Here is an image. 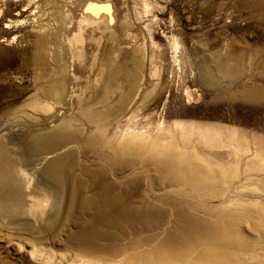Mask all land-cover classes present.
Instances as JSON below:
<instances>
[{"label": "rangeland", "instance_id": "rangeland-1", "mask_svg": "<svg viewBox=\"0 0 264 264\" xmlns=\"http://www.w3.org/2000/svg\"><path fill=\"white\" fill-rule=\"evenodd\" d=\"M144 1L127 0L122 6L116 0H0V264H78L73 257L78 252L76 246L66 238L69 232L82 228L112 237L122 233L121 229L129 234L132 222L127 218L134 217V210L154 207L169 214L172 204L197 208L205 205L206 211L215 204L223 208L249 204L252 212L263 209L262 167L250 172L244 171V165L229 184L222 182L228 186L223 198L202 203L178 182L162 181L149 156L148 160L147 156L134 158L137 161L115 156L109 137L114 136L115 142L133 123L153 128L162 121L171 123L178 116L237 124L250 137L264 133V112L254 113L236 100H217L220 95H230L241 83H260L255 77L257 66L246 63L247 74L236 84L221 81L220 95L201 80L205 61L212 67L215 61L238 49L250 52L264 44V0H147L153 5L152 12L141 16ZM69 18L75 28L66 25ZM86 33L97 34L93 43L87 42ZM119 33L126 39L118 42L123 54H131L138 46L144 53L141 81L137 84L140 94L136 92L125 113L112 121L106 135L98 138L100 142H85L92 126L69 101L43 96L41 99L50 107L36 110L27 105L47 80L39 68L25 62L26 50L42 42L52 41L51 47L62 42V48L71 46L75 59L79 49L85 47V60L76 61L93 65L102 46L113 42ZM172 37L179 41L175 53L169 45ZM50 63L49 69L54 66ZM49 71L53 73V69ZM92 72L93 68L90 73L96 85ZM186 89L193 91L195 99L187 96ZM6 99L14 101L13 108L5 103ZM69 113L76 115L71 130L65 132L57 124L63 114ZM151 131L154 135L155 128ZM250 153L249 157L255 155L254 146ZM226 154L223 149L219 159H227ZM223 185L220 182L221 188ZM132 234L137 235L130 233L128 238H133Z\"/></svg>", "mask_w": 264, "mask_h": 264}, {"label": "bare ground", "instance_id": "bare-ground-1", "mask_svg": "<svg viewBox=\"0 0 264 264\" xmlns=\"http://www.w3.org/2000/svg\"><path fill=\"white\" fill-rule=\"evenodd\" d=\"M116 1L123 6L127 0ZM146 1L142 4L141 16L143 13L146 15L152 12V3ZM72 20L69 18L65 22L69 28H75V23L73 26L71 25ZM117 28L121 29V25H118ZM86 34H88L87 42L93 43L94 38L96 39L94 36L97 34ZM62 35L64 36V34ZM120 35L119 33V36H116V39L109 45L102 46L97 61L93 65H89V62L82 64L79 60L76 61V59L85 60L86 58L85 47L82 46H80L82 47L79 49L80 51L76 53L78 56L75 59L72 57L71 46L67 44L68 46L65 45L62 48V42L57 43L54 47L50 46L52 41L49 43L42 42L35 45L33 49L26 50L27 53H24L25 62L39 68L41 76L47 80L46 83L39 85L37 90L39 95L33 99L30 98L31 100L27 105L36 110L50 107V103L41 99L43 96L63 99L65 102L69 101V104L72 103L76 111L83 114L92 126V132L85 141L87 144L92 145L98 138L106 135L112 121H115L120 115L122 116L128 103L131 105L130 101H134V97H137L134 95L136 92L139 93L137 84L141 81L139 71L143 65L144 53L136 45L137 48L131 54H123L120 51L119 43L123 40L125 42L126 39L125 36ZM114 42L117 45H113ZM63 44H65L64 40ZM169 45L171 51L175 53L179 41L172 37ZM263 45L257 46L250 52L238 49L215 61L212 67H208L205 64L206 61L202 64L204 66L201 70V80L204 86L215 90L219 95L222 92L221 81L227 80L233 85L247 74L246 63L259 68L255 77L260 80V83L252 85L241 83L239 88L230 95L224 97L220 95L217 99L219 102L236 100L254 113L257 111L264 112V83H261L264 80ZM50 62H53L54 66L49 69ZM178 63L180 62L178 61ZM92 68L93 76L98 82L96 85L90 73ZM52 69L53 73L49 71ZM194 92L196 93V91ZM186 94L190 99L194 98L191 89H186ZM70 97L72 100H69ZM64 101L62 104L65 103ZM13 102L12 99L5 100L9 107ZM63 115L57 125L64 131H70L76 114ZM149 127L133 123L122 130L121 137L117 138L115 142H112L114 136L109 137L112 153L133 159L147 156L148 160L149 156V159L155 163L151 162L154 165L151 167L159 173L158 176L162 181L178 182L181 187L190 189L189 191L194 193L199 200L201 199L200 202L202 203L205 201L214 202L223 198V193L228 187H225L223 183L229 184L232 176L241 172L244 165V171L250 172L256 167L264 168V133H254L250 137L237 124H228L222 120H217L214 123L201 122L181 116H178L171 123L162 121L156 124L153 127L155 128L154 135L151 131L153 128ZM111 132H113L112 129ZM253 146L255 155L249 157ZM223 149L227 152V159H219ZM99 152L101 153V151ZM128 160L130 161V159ZM136 164L142 166V163ZM131 166L134 167V164ZM59 168L61 169L60 166ZM144 168H148V166ZM134 170L132 169V171ZM247 173L249 174V172ZM220 178L221 180L223 178L224 181H220ZM220 182L224 188H221ZM178 183H176L177 186ZM229 202L232 203V201ZM221 205L208 206L209 209L206 211L205 205V208H197L196 206L193 207L192 204L187 207L172 204L169 214H165L167 212L164 213L154 207L144 211L132 209L134 210V212L131 211L134 217L130 216L131 218L127 219L132 222L129 232L137 233L136 236L132 234L133 238H128L130 233H124L121 229L120 232L122 233L117 236L110 237L102 234L104 235L102 237L92 233L96 230H84L82 228L69 232L66 238L68 242L74 243L78 251L73 257L79 263L84 261V264H264V207L262 210V207H258L260 212H252L247 207L249 204L242 207L241 203V207L234 206V208L229 206L223 208ZM140 209L143 210L144 208ZM21 225L23 223L19 224L18 227L20 228ZM33 250L31 251L34 252Z\"/></svg>", "mask_w": 264, "mask_h": 264}]
</instances>
